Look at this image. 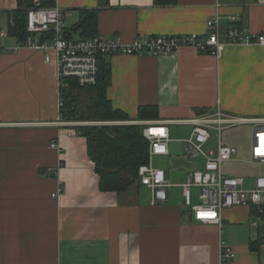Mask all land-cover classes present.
Masks as SVG:
<instances>
[{
    "label": "crops",
    "instance_id": "1",
    "mask_svg": "<svg viewBox=\"0 0 264 264\" xmlns=\"http://www.w3.org/2000/svg\"><path fill=\"white\" fill-rule=\"evenodd\" d=\"M55 5L65 13L67 30L81 10L94 9L96 35L125 42L138 35L202 34L214 16L221 40L229 16L243 31L264 35V0H55ZM16 8L17 0H0V30ZM16 42L9 36L0 45L11 48ZM105 61L107 98L133 123L139 122L138 109L150 106L158 118L143 122L186 120L217 109L264 118V46H226L218 59L183 46L158 57L114 55ZM58 99L55 64L46 63L42 52L24 48L0 55V264H223L221 244L234 253L224 264H264L263 223L250 206L225 209L220 225H208L195 221L184 204L181 185L204 164L202 157L178 155L192 126L167 123L168 155L153 156L152 165L173 186L166 203L152 206L151 191L141 185L120 193L100 190L86 139L57 124ZM175 158L189 167H173ZM191 202H199L194 187Z\"/></svg>",
    "mask_w": 264,
    "mask_h": 264
},
{
    "label": "built area",
    "instance_id": "2",
    "mask_svg": "<svg viewBox=\"0 0 264 264\" xmlns=\"http://www.w3.org/2000/svg\"><path fill=\"white\" fill-rule=\"evenodd\" d=\"M65 13L57 6L44 7L40 0H33L27 12L28 36L26 40L16 39L11 48L0 45V55L30 49L42 52L45 62H54L57 72L59 90L57 124L72 128L71 133L78 135L75 127L83 124L114 125L122 122H69L63 119L62 89L66 88L68 79H73L80 88H92L97 85L101 59L114 55L128 56H163L183 46L192 47L198 53H208L219 58L226 46H264V35L243 31L237 26L238 19L229 16L228 28L224 40L220 39V19L218 16L207 19L206 30L202 34L191 35H138L125 42L120 36L110 38L92 36L88 38H69L64 23ZM9 37L8 28L0 30V40ZM167 123L188 124L192 126L189 138L182 141L187 157L204 159L203 169L191 172L181 185L184 204L194 214L195 221L205 224L220 225L222 212L238 206L264 205V176H256L247 187L246 179L240 176L225 175L222 166L236 155V149L222 145V130L242 125L251 126L250 160L252 164L264 166V118H248L229 115L220 109L214 112L198 113L191 119L167 122H135L141 125L142 135L148 142V162L139 166L138 178L141 186L151 191L152 206L164 204L168 191L173 186L166 178L165 172L152 165L153 156L168 155ZM214 137L216 147L209 145ZM52 148H57L55 143ZM198 189L199 202H191L192 189ZM58 188L56 194L61 192ZM220 261L226 263L234 257L233 250L221 244Z\"/></svg>",
    "mask_w": 264,
    "mask_h": 264
},
{
    "label": "trees",
    "instance_id": "3",
    "mask_svg": "<svg viewBox=\"0 0 264 264\" xmlns=\"http://www.w3.org/2000/svg\"><path fill=\"white\" fill-rule=\"evenodd\" d=\"M33 0H17V8L10 12L9 36L20 41L26 40L28 33L27 12ZM44 7L55 5V0H40ZM96 10L83 9L78 21L66 34L69 38H88L96 35ZM62 89L63 119L73 122H130L127 115L114 109L107 98L110 84V66L101 59L98 83L92 88H80L73 79L66 80ZM158 118L155 107H140L137 121ZM78 135L87 141V154L99 176V188L103 192L120 193L133 185H140L139 166L148 162V142L142 135L143 127L133 124L90 125L75 127ZM252 213L264 224V205L259 209L250 205ZM264 235V229H263ZM264 244V241L260 244Z\"/></svg>",
    "mask_w": 264,
    "mask_h": 264
},
{
    "label": "rangeland",
    "instance_id": "4",
    "mask_svg": "<svg viewBox=\"0 0 264 264\" xmlns=\"http://www.w3.org/2000/svg\"><path fill=\"white\" fill-rule=\"evenodd\" d=\"M73 122V121H69ZM80 123V122H78ZM88 123V122H86ZM123 124H133V122H122ZM80 126H90V124H83ZM251 126L242 125L233 128H228L222 130V145L234 147L236 149V155L234 159H239L240 161H233L224 164L223 170L225 175L240 176L246 179V184H250L251 181L259 175L261 168L256 165H252L249 162L250 159V132ZM210 146L216 147L214 137L211 139ZM183 154L184 157L187 156L184 152L183 146L179 150L178 155ZM200 157H196L198 160ZM198 191V189H197Z\"/></svg>",
    "mask_w": 264,
    "mask_h": 264
},
{
    "label": "water",
    "instance_id": "5",
    "mask_svg": "<svg viewBox=\"0 0 264 264\" xmlns=\"http://www.w3.org/2000/svg\"><path fill=\"white\" fill-rule=\"evenodd\" d=\"M171 163L173 167L183 166V167H189V165L186 163V160L184 158H175L171 160ZM261 174L264 176V166L261 169ZM264 228V224H263Z\"/></svg>",
    "mask_w": 264,
    "mask_h": 264
}]
</instances>
